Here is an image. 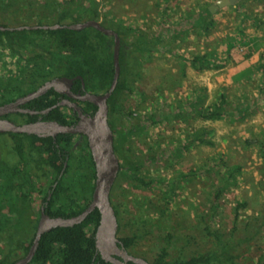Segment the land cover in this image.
<instances>
[{"label": "rangeland", "instance_id": "obj_1", "mask_svg": "<svg viewBox=\"0 0 264 264\" xmlns=\"http://www.w3.org/2000/svg\"><path fill=\"white\" fill-rule=\"evenodd\" d=\"M30 1L33 2L31 8L26 3L20 8L0 9V24L50 22L40 16L46 0ZM49 1L63 4L68 0ZM216 1L96 0L102 4L99 7L105 12V17L119 22L126 30L124 41L129 70L136 61L134 57L139 56L136 61L138 76L127 73L129 80H135V88L124 91V105L132 106L140 117L149 113H155L157 118L165 113L171 115L150 124L145 136L136 137L143 150V158L150 145H154L157 151L171 149L184 142L188 133L211 129L207 137L212 139L213 145H190L177 158L168 159L159 154L154 161L146 162L142 167L147 176L159 175L171 181L195 169L194 174L177 183L175 193L168 200L162 198L164 186L160 183L151 188L140 186L134 189L128 181L121 184L122 176L115 182L113 193L116 196L114 194L112 200L117 199L115 203L121 205L122 212L117 236L131 235L135 227L127 225L126 219L130 212H140L145 220L140 232L146 231L147 235L138 239L131 249L148 261L153 260L166 244L163 237L168 232L179 237L169 248L171 260L188 259L213 247L212 237L205 231L213 198L206 177L213 173L221 177L227 166H240L241 170L236 174L238 183L223 193L211 225L227 232L233 210L242 201L245 206L240 207L239 212L243 219L259 215V223L264 220V156L260 147V143H264V1L245 0L238 9L231 6L216 8L214 27L208 33H197L190 25L182 26L185 36H173L172 33L180 23H186L189 13ZM98 17L105 20L104 15ZM65 22H70V18ZM141 34L144 39L156 36L162 40L151 43L149 50L141 55L135 49L143 45ZM207 52L213 53V62L204 63L200 70L195 69L191 65L192 57ZM13 60L8 50L0 47V74L9 72L4 63ZM221 93L227 96L231 114L219 120L194 117L190 102L197 101V105L205 107L215 102ZM179 104L182 105L181 116L174 114ZM238 106L241 107L239 114L236 113ZM132 122H136L135 119L129 121L124 116H116L115 129H127ZM119 160L122 166L123 158L119 156ZM208 168H212L211 172H207ZM135 200L140 204H135ZM260 225L251 248L238 249V264H254L259 254L264 255V223ZM251 226L254 229L258 224L252 222ZM7 248L8 244L5 246L0 242V254Z\"/></svg>", "mask_w": 264, "mask_h": 264}, {"label": "trees", "instance_id": "obj_2", "mask_svg": "<svg viewBox=\"0 0 264 264\" xmlns=\"http://www.w3.org/2000/svg\"><path fill=\"white\" fill-rule=\"evenodd\" d=\"M244 1L239 0L237 3L227 6L238 9ZM26 3L30 8L33 6V2L30 0H0V9L7 11L11 7L20 8ZM100 5L102 4L96 2V0H68L63 4L46 0L42 5L43 9L40 12V16H43L48 21L51 20V23H62V21L68 18L72 22H76L81 18H97L99 15H104L105 17L106 14L101 11ZM103 21L115 29L114 31L118 33L121 43L118 55L120 67L119 78L115 89L109 97L111 110L117 116H124L129 121H134V119L136 121L132 122L127 129L116 131L117 138L115 139L114 150L118 156L123 158V165L120 166L118 177H123L121 184L124 181H128L134 189L140 186L151 188L154 184L160 183L164 186L162 187V198L168 200L175 193L177 183L181 179L188 178L189 174H194L195 169H190L187 174L182 173L171 181V179L167 180L159 175L147 176L142 167L146 162L154 161L159 154L168 159L177 158L190 145L196 143L213 145L212 139L207 137L211 129H197L190 132L186 135L184 142L177 144L171 149L157 151L154 145H150L146 148V157L143 158V150L139 147V136H145V132L148 130L150 124L154 125L164 119L170 118L171 115L165 113L157 118L155 113H149L145 117H140L132 106L124 105L123 102L125 100L122 97L124 91H133V88H135L133 84L135 80L133 78L129 80L127 73L129 72L134 76H138L136 71L138 63L136 61L139 59V56L134 57L136 61L134 60V65L129 70V67H127V50L124 41L126 30L119 22L115 23L106 17ZM50 22L47 23L50 24ZM214 23V11H211L208 5L199 11L189 13L186 23H180L172 33L173 36H179L180 34L185 36V28L182 29V26L187 27L188 25L193 27L197 33H208L214 27ZM140 37L142 38L143 45L136 46L135 49L140 51L141 55L149 50L151 43L162 40V37L157 38L156 36L144 39L143 34ZM111 41L110 37L92 27L81 30L65 27L59 29L0 30L1 47L22 48L29 51L31 55L29 60L30 66H23L20 73L25 75L24 78L27 76L26 79L30 81L32 86L41 80L52 77L56 73H61L65 76L81 75L85 81L86 88L92 91L107 89L114 73ZM212 57V52H207L203 55H194L191 59V65L195 69L200 70L203 68L204 63L211 64L213 62ZM24 78H22L21 82H25L26 79ZM12 80L10 78V80L6 81L0 78V87L3 93L10 94L13 83H15ZM139 93L142 95L141 92ZM196 103L195 101L190 102L192 111L195 113L194 117H200L203 120H219L231 114L230 103L224 93H221L215 102L205 107L197 105L198 103ZM237 109L238 111L236 113L239 114L241 107L238 106ZM176 110L178 111L174 114L181 116L182 105H177ZM136 137L138 138L137 140ZM49 143L51 144V140H49ZM64 143L66 147L70 145L69 135L65 136ZM20 145L17 144L16 149L19 154H23V147ZM133 145H135L136 149L132 148ZM260 147L261 154L264 156L263 142L260 143ZM211 169L208 168L207 172H211ZM225 169L221 177L215 173H213L214 175L206 177L209 179V188L213 194V198L210 200V218L208 219L205 231L207 232V236L212 237L213 247L193 254L188 259L178 258L171 260L169 258V248L179 240V237H175V235L168 232L163 237L166 244L160 248L159 253L151 260V263L238 264L236 262V259L239 257V254H237L238 249L240 247H245V250L251 248L252 242L259 233L260 224L262 222L264 223V220L259 223V215L243 219L239 208L245 206V202L237 203L236 208L233 210V217L230 219L231 226L228 227L227 232L211 225L215 220L214 216H216L218 211L220 198L223 193L231 189L234 185H237L238 179L236 174L241 170L237 164L227 166ZM81 173L82 170L79 171V168H77L74 174L66 178L64 182L60 180L57 183L51 200L45 209L49 215H60L64 217L76 215L88 204L91 199L93 179L88 177L84 184L79 179ZM86 175L89 174L87 173ZM19 176V168L9 166L0 157V242L4 243L5 246L8 244L6 252L0 254V264H12L11 257L13 251L18 246H23L24 244V241L20 240L22 234L18 233L28 232V229L31 227V221L33 220L32 215L34 213L30 209L27 195L25 196L19 193L22 188V182L19 180ZM73 177L75 178L73 179ZM24 180L28 182V179L26 180L25 178ZM30 184L32 185V182ZM79 191L84 193H77ZM116 200H112V204L118 218V229H120L122 212L120 210L121 205L115 203L117 202ZM134 203L139 205L140 201L135 200ZM132 206L135 205L132 204ZM99 218V211L95 208L79 224L67 227L58 226L43 233L31 264H109L98 253L93 259L95 250L94 232ZM126 220L127 225L134 226L135 230L132 231L131 235L121 237L120 240L126 248H132L138 239L147 235L146 231H143V233L140 232L141 228L144 227L145 220L142 219L140 212H130V217ZM252 222L258 224V226L253 227L254 229H251ZM14 237L17 238L14 239ZM185 240L188 241V238H185ZM243 244L246 246H243ZM254 264H264V255L259 254Z\"/></svg>", "mask_w": 264, "mask_h": 264}, {"label": "flooded vegetation", "instance_id": "obj_3", "mask_svg": "<svg viewBox=\"0 0 264 264\" xmlns=\"http://www.w3.org/2000/svg\"><path fill=\"white\" fill-rule=\"evenodd\" d=\"M88 19L98 20L104 26L115 30L113 27L108 26V24L102 21V19L99 17L81 18L78 21H85ZM70 23H73L71 19L70 22L62 21V23H57V24H70ZM52 24H56V23L50 22L49 24L47 23V21L45 22L36 21L33 24L21 23L16 25H8L1 23L0 25H3L5 27H11L12 28L11 30L14 29L32 30L37 28L46 29L43 28L42 26L52 25ZM19 26H37V28L17 29V27ZM5 30H9V29H5ZM110 38L112 40L111 52H112V61H113V37L110 36ZM120 47H121V43H119V50ZM1 48L4 50H8V53L14 58V60L10 63H4L5 64L4 68L8 69L9 72L0 74V78L6 81L10 80L11 78V80L13 79L12 81H14L15 83H13V88L9 95H7V93L5 92L3 93L0 87V105L14 103L12 110L1 115L0 119L9 120L16 125H23V124H29L35 122H51V121H56L58 123L67 124V125L76 124L80 120V112L81 114L92 116L94 115L97 109V106L95 104L87 100H82L79 98V96L84 95L86 92L101 94L107 91V89L110 86L109 85L107 89L102 91L101 90L92 91L86 88L85 81L81 75L66 76L69 78H74L72 84L69 87L60 86L58 90H56L53 87H50L44 93L39 94L38 96L21 101V99L25 98L28 94L36 91L41 86H43L44 83H46V81L65 75H62L61 73H56L52 77L41 80L37 82L34 86H32L30 81L26 79L27 76L24 78L25 75L20 73V70L23 66L24 67L30 66L29 60L31 55L29 51L22 48H18V49L8 48V47L7 48L1 47ZM22 78L26 79L25 82H21ZM109 97L107 99V122L110 129L113 132V145H114L116 143L115 140L116 127L114 121L117 115L115 112L111 110V103L109 101ZM66 135H69L70 145L68 147H66L64 143ZM49 140H51L52 145L49 143ZM17 144H21L20 146L23 147L22 150L23 154L18 153L16 149ZM0 157L3 158L4 161L9 166L19 168L20 170L19 180L22 182L21 184L22 188L19 191V193L25 196L27 195L30 209L34 213L32 215L33 220L31 221V227L28 229V232L18 233V234H22V236L20 237L21 239L24 238L25 239L22 240L24 241L23 246L22 245L18 246L13 251V255L11 259H12V264H14L16 261L23 258L28 253L33 243V239L35 237L37 225L40 219V212L43 209L44 212L48 214L45 211V209L49 201L51 200V197L53 195L52 193L54 191V188L57 186V183L60 180L64 182L66 178L72 176L74 172L77 170V168H79V171L82 170L79 179H81V181L85 184V181L88 179V177H91L93 179L92 185L94 186L95 167H94L91 150L88 144L87 136L83 133H56L54 136L52 135L39 136L34 133H26V132H12V131L0 132ZM87 173L89 175H86ZM25 178L26 180L28 179V182L25 180L23 181V179ZM74 178L75 177H73V179ZM76 178L78 179V177ZM31 182L32 185L30 184ZM114 187H115V183L112 187L111 197L115 194L113 193ZM15 191H13V193H15ZM77 193H84V192L79 191ZM82 202L84 201L82 200ZM118 238L120 240L121 237ZM120 244L123 245L121 240H120ZM124 248L127 250L128 253L134 256H138L137 254L133 253L131 248H126L125 246ZM97 253L98 252L96 251L95 248L93 259L97 255ZM33 257L31 261L27 264L32 263ZM116 257L119 258V256ZM107 263L112 264L110 262ZM129 264H133V263L129 262Z\"/></svg>", "mask_w": 264, "mask_h": 264}, {"label": "water", "instance_id": "obj_4", "mask_svg": "<svg viewBox=\"0 0 264 264\" xmlns=\"http://www.w3.org/2000/svg\"><path fill=\"white\" fill-rule=\"evenodd\" d=\"M238 1L239 0H218L215 4L209 5V9L214 11L218 7L233 5ZM42 27L46 29H59L65 27L74 30L92 27L108 37L112 36L114 73L112 82L104 93L96 94L86 92L84 95L79 96L80 99L95 104L97 109L92 116L81 114L80 112V120L76 124L67 125L51 121L16 125L9 120L0 119V132H26L34 133L39 136H54L56 133L85 134L88 139L95 167V180L89 204L80 213L70 217L49 216L42 209L35 237L28 253L14 264H27L31 261L43 233L58 226L67 227L79 224L95 208L100 214L99 222L94 232L95 248L103 260L112 264H129V262H132L133 264H153L144 257L134 256L128 253L124 246L120 244V240L117 236L118 218L112 204L111 191L119 173L120 161L114 150L113 132L107 122V99L115 89L119 78L120 67L118 55L120 38L113 29L104 26L100 21L95 19H88L70 24L56 23L52 25H44ZM22 28L30 29L37 28V26L17 27V29ZM5 29L11 30L12 28L0 25V30ZM73 79L74 78L66 76L53 78L46 81L43 86L28 94L25 98L21 99V101L38 96L50 87H53L56 90H58L60 86L69 87L72 84ZM13 106L14 103L0 105V116L11 111ZM116 256H119V258Z\"/></svg>", "mask_w": 264, "mask_h": 264}]
</instances>
